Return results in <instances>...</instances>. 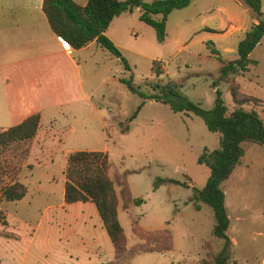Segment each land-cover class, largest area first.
I'll return each mask as SVG.
<instances>
[{
  "label": "rangeland",
  "instance_id": "374dc122",
  "mask_svg": "<svg viewBox=\"0 0 264 264\" xmlns=\"http://www.w3.org/2000/svg\"><path fill=\"white\" fill-rule=\"evenodd\" d=\"M233 5L231 0H192L187 7L172 11L166 19L164 43L157 40L153 28L139 20V14H126L121 31L114 25L109 35L119 43L118 50L129 71L123 69L118 58L99 47L94 51L98 72L88 86L96 109L87 106L69 120L55 117L60 126L80 120L90 125L95 137L85 147L106 149L110 168L116 174L113 179L120 185H115L117 195L124 186L132 201H142L139 205L132 203L130 212H120L127 250L145 242L141 232L167 230L170 234L169 251L128 254L118 264H197L206 254H215L221 248V242L211 236L212 210L191 200L192 188L201 190L210 174L209 167L199 164L198 159L204 149L209 158L218 147V135L209 132L199 117L175 114L167 105L151 100L144 101L131 119L143 100L130 93L121 79H131L145 95L152 94L151 86L157 83L171 84L204 110L213 107L215 93L211 85L216 81L215 89L220 91L228 112L233 109L229 87L234 84L245 95L259 100L244 108H254L264 122V36L249 55L257 64L250 65L248 72L230 76L226 83L218 80L219 60L225 61L231 55L222 52L221 45L241 41L250 25L226 40L198 39L210 30H221L224 10L235 11ZM261 13L264 16V0ZM179 44L187 47L176 53ZM3 121L0 118V123ZM243 149L240 162L221 185L229 218L231 263L264 264V148L245 143ZM26 154L25 143L0 149L2 210L6 208L2 190L17 181ZM46 167H51L47 172L53 176L38 179L36 172L27 176L24 183L28 196L22 206L18 209L10 205L6 209L8 226L0 228V264L65 263L68 250L45 233L46 222L35 231L43 210L62 202L59 165ZM54 179L59 181L55 183ZM35 186L42 190L34 192ZM205 242L207 249L203 248Z\"/></svg>",
  "mask_w": 264,
  "mask_h": 264
},
{
  "label": "trees",
  "instance_id": "16d2710c",
  "mask_svg": "<svg viewBox=\"0 0 264 264\" xmlns=\"http://www.w3.org/2000/svg\"><path fill=\"white\" fill-rule=\"evenodd\" d=\"M192 0H88L84 6L73 0H42L41 9L51 31L66 42L71 49L78 50L95 41L111 56L118 58L125 71L129 66L119 50L107 39L105 32L115 17L125 13L131 14L135 9L140 10L139 20L155 30L157 40L165 38V23L167 16L174 10L187 7ZM257 19V24L251 25L244 38L237 43L235 59L219 60L218 80L228 82L230 76L248 72L250 65L257 62L249 59L250 53L260 43L264 36V16L261 13L262 0H241ZM160 16V19H155ZM217 55V51L212 49ZM127 90L140 97L143 102L137 108L131 119H134L144 101L151 100L167 105L177 114H193L202 119L206 129L218 135V147L207 159L206 150L198 159L199 164H205L210 174L201 190L192 188L191 200L207 205L213 213L214 225L211 236L221 242V248L215 254H206L197 264H232L231 240L227 235L229 218L225 208V197L221 185L227 179L244 155L243 145L252 143L264 148V122L254 108L244 106L257 98L245 95L237 85L229 87L233 109L228 112L220 91L216 90L217 82L212 83L215 99L212 109L204 110L199 104L189 101L171 84L151 86L152 94L145 95L136 87L132 80L121 79ZM129 120V122L131 121ZM39 114H33L20 124L0 132V149L11 144L31 140L38 129ZM205 158L207 160H205ZM110 164L108 156L99 151H74L66 156L64 168L65 185L63 200L65 204L76 202H91L98 213L102 226L112 244L114 259L106 264H118L128 254L165 252L171 248V237L167 230L140 233L145 240L141 245L127 250V238L121 227L118 215V197L114 187V179L109 175ZM26 193V187L13 183L2 190L1 198L5 203L21 200ZM120 196L125 206L134 203L139 205L141 200L132 201L124 186H121ZM198 208L197 206H195ZM6 224V217L0 208V225ZM205 242L203 248L207 249Z\"/></svg>",
  "mask_w": 264,
  "mask_h": 264
},
{
  "label": "crops",
  "instance_id": "0c3cea01",
  "mask_svg": "<svg viewBox=\"0 0 264 264\" xmlns=\"http://www.w3.org/2000/svg\"><path fill=\"white\" fill-rule=\"evenodd\" d=\"M73 1L84 6L88 0ZM231 1L236 10H224L226 16L220 22L221 30L202 34L198 38L199 42L207 39L226 40L248 25L257 24L254 13L241 0ZM41 5L42 0H0V118H4L3 123H0V131L20 124L33 114H39L35 136L29 141L18 143H25L27 154L16 182L26 187V193L21 200L6 203L3 210L5 225L8 226L6 209L10 205L21 207L28 196V187L24 183L27 176H33L35 172L38 179L53 176L47 172L51 171V167L46 166L57 164L62 202L43 210L35 231L46 222L45 233L53 240L57 238L68 250L65 263L60 264H106L113 261L114 252L95 206L91 202L65 204L63 200L66 156L74 151H96L85 147L93 141L95 130L81 120L73 125L66 121L60 126L55 119L76 117L77 112L87 106L96 109L91 103L94 98L88 86L98 72L99 64L94 59V51H98L100 46L95 41L78 50L71 49L67 43L64 45V41L51 31ZM134 12L140 15L138 8ZM125 15L123 13L115 17L105 32L107 39L117 49H120V45L109 35V31L114 25L119 26L121 31L126 23V18H123ZM155 19H160V16ZM238 42L235 40L234 43L221 45L222 52L231 55L225 61L235 59ZM186 47L185 44H179L176 53L183 52ZM44 118H47L45 124ZM99 152L106 153V149ZM109 175L111 179L116 175L111 168ZM58 179H54V182L57 183ZM113 181L114 187L120 186ZM40 190L37 186L33 188L34 192ZM117 197L119 220L121 210L130 212L131 204L125 206L121 196ZM5 225H0V228H5Z\"/></svg>",
  "mask_w": 264,
  "mask_h": 264
},
{
  "label": "built area",
  "instance_id": "2783aa9c",
  "mask_svg": "<svg viewBox=\"0 0 264 264\" xmlns=\"http://www.w3.org/2000/svg\"><path fill=\"white\" fill-rule=\"evenodd\" d=\"M64 45H66V42H64Z\"/></svg>",
  "mask_w": 264,
  "mask_h": 264
}]
</instances>
